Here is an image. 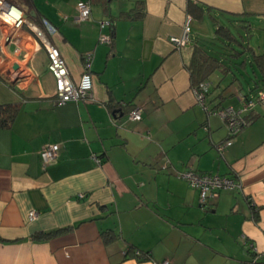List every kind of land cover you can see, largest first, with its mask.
<instances>
[{"label":"crops","instance_id":"1","mask_svg":"<svg viewBox=\"0 0 264 264\" xmlns=\"http://www.w3.org/2000/svg\"><path fill=\"white\" fill-rule=\"evenodd\" d=\"M30 1L17 6L27 14L21 25L0 21V105L18 106L0 126V264H148L129 246L170 264H245L254 246L264 264V102L245 111L249 124L222 152L227 128L215 112L240 106L255 75L248 66L243 87L244 74L214 71L204 109L187 68L199 31L182 49L170 40L187 16L200 30L240 16L250 32L251 21L264 25V0H89L90 17L79 23L78 0ZM36 29L74 81L81 54L93 53L91 98L56 101ZM135 106L137 121L127 117ZM48 143L60 147L43 168ZM188 168L235 177L241 188L220 189L203 207L180 175ZM56 229L64 230L33 238Z\"/></svg>","mask_w":264,"mask_h":264},{"label":"built area","instance_id":"2","mask_svg":"<svg viewBox=\"0 0 264 264\" xmlns=\"http://www.w3.org/2000/svg\"><path fill=\"white\" fill-rule=\"evenodd\" d=\"M7 4L12 9L15 10L13 18L10 20L2 17L3 6ZM76 16L74 17V22L79 23L85 21L90 17L91 6L89 0H78L76 2ZM0 20L4 23L12 25L13 27H18L25 21V16L23 11L18 7L12 5L7 0H0ZM191 18L187 16L182 32L180 35H174L170 38L176 49H182L186 47L190 41V24ZM42 23L49 33L55 32L56 28L46 19H42ZM108 20L99 21V26L103 27L108 24ZM38 36L42 38V43L46 50L48 58V69L53 75L55 82V92L54 96L58 103H64L67 101H77L80 99L91 98L92 90V76H91V62L93 53L91 51H85L81 54L82 60V72L78 80L74 81L71 76L67 64L62 57L59 49L52 44L47 38L43 36L41 30L36 29ZM98 41L101 43L110 44L112 41V36L110 34L100 33ZM193 93L195 95L196 101L201 104L204 109H209L205 103L208 84L206 81H201L197 85L192 87ZM240 106L233 107L232 105H227L221 109L215 110L224 120L227 128V138L217 144V149L223 151L224 148L232 143L233 137L239 133L245 126L249 124V119L244 116L245 111L250 109L256 102H264V91L259 90L256 96H252L246 99L244 95H239ZM128 119L139 120L141 118L140 107H133L128 111ZM59 143H48L45 144L40 150V157L42 161V166L45 168L49 163L55 160L59 151ZM97 161L99 159L95 158ZM181 177L185 178L187 182L195 189L198 190V200L201 206L208 207L210 200L217 197L218 191L220 189L236 190L241 188L240 182L235 177L219 175L215 173L208 172H198L192 168L186 169L182 172ZM83 196V194H79ZM37 215L35 210H30L28 212V218L33 219ZM250 258L245 262V264H258L260 253L256 247L252 246L250 250ZM135 254H140L138 250ZM148 264H170L168 259H163L160 261L150 259Z\"/></svg>","mask_w":264,"mask_h":264},{"label":"trees","instance_id":"3","mask_svg":"<svg viewBox=\"0 0 264 264\" xmlns=\"http://www.w3.org/2000/svg\"><path fill=\"white\" fill-rule=\"evenodd\" d=\"M14 6L26 4L29 6L30 0H7ZM190 9V5H189ZM201 16V14H200ZM225 19L232 25L240 22L239 26L244 30L237 34L231 30V27L223 22L215 20V29L213 40L211 41H195L192 47L191 57L187 68L190 72L192 86L197 85L201 81L210 78V75L218 70L223 73L232 72L235 78L237 72L246 71L249 66L255 77L252 78L254 84L249 87L250 92L244 94L246 99L256 96L259 90L264 91V52L256 53L248 44H245L244 37H248L250 32L248 25L244 24V19L240 16L226 15ZM222 42L224 46L220 49L212 48L211 43ZM248 52L250 55L248 56ZM249 57V60H248ZM208 92V91H207ZM18 106L15 104L0 105V126H9L12 122ZM66 229V228H64ZM64 229H56L46 232H37L33 234L36 240L47 239L53 234H56ZM105 240L115 239V235L111 232H104ZM133 246L128 247V253L133 255L139 261L148 262L151 258L146 252L139 251L140 254H135Z\"/></svg>","mask_w":264,"mask_h":264},{"label":"rangeland","instance_id":"4","mask_svg":"<svg viewBox=\"0 0 264 264\" xmlns=\"http://www.w3.org/2000/svg\"><path fill=\"white\" fill-rule=\"evenodd\" d=\"M2 21V20H0ZM204 27H202V30H200V28L198 26H196L195 24L191 26V31H190V37L191 35H193L195 33V29H197L199 31L198 37L197 39L202 40V41H211L213 40V36H214V27L211 25L210 21L206 20L204 23ZM229 25V24H227ZM231 30L234 33H238L240 32L242 29L239 28V25H232L231 26ZM202 31V33H201ZM243 33V31H242ZM245 40V44H248L250 46H253V48L255 49L256 53H260V52H264V25H259L256 24L254 21H251V29H250V34L248 37H244ZM212 48L217 47V49H220L222 46H224V44L222 42H215V45L211 43ZM248 72V73H247ZM247 72L243 73L244 77L246 79H241V82L243 84V87H246L247 84V79L250 73V69L247 67Z\"/></svg>","mask_w":264,"mask_h":264},{"label":"bare ground","instance_id":"5","mask_svg":"<svg viewBox=\"0 0 264 264\" xmlns=\"http://www.w3.org/2000/svg\"><path fill=\"white\" fill-rule=\"evenodd\" d=\"M15 10L12 9L10 6H8L7 4H5L3 6V14H2V17H4L5 19H8L11 21V19L13 18L15 14ZM3 21V20H2Z\"/></svg>","mask_w":264,"mask_h":264},{"label":"water","instance_id":"6","mask_svg":"<svg viewBox=\"0 0 264 264\" xmlns=\"http://www.w3.org/2000/svg\"><path fill=\"white\" fill-rule=\"evenodd\" d=\"M24 16L26 17L27 16V14H24ZM17 66V65H16Z\"/></svg>","mask_w":264,"mask_h":264}]
</instances>
